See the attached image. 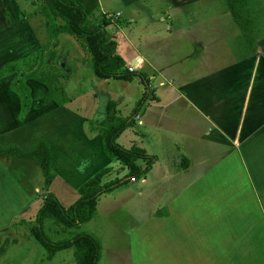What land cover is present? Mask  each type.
<instances>
[{"label":"crops","instance_id":"0c3cea01","mask_svg":"<svg viewBox=\"0 0 264 264\" xmlns=\"http://www.w3.org/2000/svg\"><path fill=\"white\" fill-rule=\"evenodd\" d=\"M195 1L165 0L164 5L170 6L160 14L142 0H121L126 13L124 23L116 24L115 21V27L107 26L115 28L112 36L116 39V50L121 57L124 55L122 58L128 61L127 64L135 60L141 62L134 70L136 76L127 82L142 85L141 94L147 89L142 108L132 118L131 126L118 137L130 131L134 132L137 141L126 137L129 147L136 145L144 150L142 147L147 148V139L149 143L154 141V145H160L165 152L170 150L166 163L156 171L158 177L154 183L157 181V187L154 190L156 195H171L168 200L163 196L167 200L166 208L159 211L158 216L149 222H137L131 230L130 260L133 264H260V257L264 258L258 255V249L264 247V212L259 203V195L264 193V18L253 14L249 17L257 24L252 34L256 39V52H251L239 26L232 17H227L224 20L229 18L227 23L237 25L238 30L232 35V38L235 35L238 38L234 58L214 67L205 65L203 60L197 67L186 70L153 64L149 57L160 55L156 43L161 36L152 35L148 25L155 24L156 29L158 25H164L167 32H173L171 27L174 25H179L181 30L189 25L197 34L199 30L194 23L203 24L208 17H193L189 3ZM76 2L83 5L89 17V11L96 7L95 0ZM248 8L246 6L244 10L246 16ZM135 9L147 15L137 20L136 24L140 22L138 29L131 26L136 22L132 18ZM20 12V0H0V68L7 62L31 57L42 44L26 15L22 12V19ZM123 12L116 11L120 14L118 17L124 16ZM36 19L32 17L33 22ZM117 34L126 42L122 53ZM182 34L187 36L176 33L184 37ZM210 37H184L191 44L189 58L194 55V59H200L207 44L211 45L201 42L209 41ZM59 45L56 46L55 61L66 75L65 81L68 85L73 82L76 89L89 86L95 94L94 103L89 113H85L79 106H59L50 101L39 110L30 109L20 121L19 98L10 89V83L17 75L0 78V146L15 144L29 151L40 141H46L56 173L48 190H44L43 179L42 183L34 182L33 167L19 170L14 160L21 158L6 159V155L0 153V215H8L3 221L6 225L1 228L14 224L16 215H34L47 192L53 193L59 201L71 197L67 204L73 203L79 196L78 188L112 162L104 154L102 138L90 128L88 119L97 126L110 114L128 117L138 100L127 111L122 110L118 96L110 99L103 92L111 80H123L96 78L87 84L83 81L85 77L82 80L75 78L73 72L77 70L83 75L82 62L76 57L71 64L66 56L62 62ZM74 65L78 67H72ZM26 84L31 91L32 105L41 103L46 94L45 86L33 79L27 80ZM68 85L62 84L71 99L70 104L80 102L76 101L80 96L70 90L74 87L69 85L70 91H67ZM108 101L114 103L110 114L106 111ZM145 125H148L147 131L143 129ZM147 155L154 158L150 170L139 179L127 181L131 184L140 182L134 192L136 197L143 195L150 183L148 173L156 163L160 164L158 157ZM138 163L145 165L141 160ZM6 185H9L7 190ZM106 194L98 197L96 211L100 200L107 198ZM8 195L12 196V203ZM121 206L119 203L113 209ZM151 220L155 226H147ZM146 227L154 229L155 240L141 238ZM53 256L47 254L48 259Z\"/></svg>","mask_w":264,"mask_h":264},{"label":"rangeland","instance_id":"374dc122","mask_svg":"<svg viewBox=\"0 0 264 264\" xmlns=\"http://www.w3.org/2000/svg\"><path fill=\"white\" fill-rule=\"evenodd\" d=\"M95 1L96 7H94L92 11H89L90 19L92 21H100L102 18L108 17L109 19H116L114 22L109 21V24L113 25V27H115V21L116 24L124 23L126 13L123 12L124 9L122 7L121 0ZM142 2H144L143 4H146L151 10H158L160 14L166 12L167 6H170L164 5L165 0H142ZM39 3V0H20L22 12L26 15L27 21L29 20L34 27L36 35L39 37L38 39L41 43L47 39V32L44 25V18L40 12ZM189 6L190 11L194 12L193 17H208V20H206L203 24H197L199 22L194 23L199 30L197 34L193 32V26L190 27L189 25L183 26L184 30H181L179 25H174L171 27L173 32H167L168 29L166 26L164 30V25H158L157 29L153 27L155 24L151 25L150 23V25H148L149 27L151 26L149 31H152V35L161 36V38L157 39L156 43V46L158 47L157 50H159L160 55L156 56V54H152L149 57L152 59L153 64L162 65L163 67H182L186 70L188 69L187 67H197L198 63L202 62L203 60L205 65H211L214 67L231 58H234L232 55H237L236 53L238 48H236V45L238 43V38L236 35L232 38V35L234 32L236 34L238 30L235 28L237 25L231 24V22L227 23L229 18L224 20L227 17H231L226 8L225 1L205 0L198 3L195 1L193 4L189 3ZM247 7H249L246 10L248 17H252L251 15L253 14V16L257 18H264V0H247ZM116 11H119L120 13L123 12L124 16H114ZM133 14L134 16L132 18L135 19L136 22H134L131 26L135 27V29H138L140 22L138 21V24H136L137 20L141 16L146 17L147 15L143 12L140 13L139 9L133 10ZM181 16H183V14H181ZM32 17L37 19L33 22ZM57 21L61 22V20ZM177 26L179 27V30H177ZM113 27L106 28L108 34L111 37H113L112 35L115 29ZM158 28L164 32H160ZM181 32L187 35L184 36L182 34V36L188 38L194 35L207 37L211 35V40L209 39V41L201 42H205V44L209 42L211 44V51H209L210 46L207 44L206 52H204L203 55H199L201 56L200 59H194V55L189 58L191 44H189L190 41H188V38L176 35V33L180 34ZM117 36L120 42V52L122 53L125 47L123 45H125L126 42L123 40V37L120 38L119 34H117ZM55 41L57 43L56 46L60 44L58 49L62 54V62L66 59L65 56L68 57L66 60H69V63L71 62V64H73V59L76 57L81 60V73L83 75H81L80 71L77 70L76 72H73L74 77L80 80L83 79L82 77H85L83 81L87 84H91L92 81L96 79V77L93 74L89 53L85 48L83 39L68 34H59ZM155 51L156 49L153 51V53ZM123 56L124 55H122V57ZM125 62L127 63L128 61L126 60ZM55 65L58 68L56 61ZM131 66L138 68L141 66V62L135 60L133 63L131 62ZM44 67H47L46 64ZM72 67L78 66L74 65ZM65 80L66 78L61 81L62 84L68 85V82ZM72 83L73 82H70L69 85L74 87ZM69 85L66 86L67 91L70 89ZM106 85L107 89L104 90L105 92H103V95L108 94L110 99H112L113 96H118L122 103L120 106V109L122 110L127 111L128 108L134 104L133 102L139 99L141 95L140 89L142 85L140 86V84L130 83L127 81L111 80ZM70 90H75V94L80 96V98L76 97V101L81 100L77 103H69L70 107L79 106L80 109H83V112L89 113V110L92 108L94 103L95 94L93 90L89 86L87 88L84 87L78 89L74 87V89ZM81 102L83 103L80 104ZM78 103L80 105H78ZM147 126L148 125L143 126L145 131H147ZM139 128L140 127H138V129ZM150 131L151 130L149 129L148 133ZM126 137H131L133 140L137 141L134 136V132H124L123 135L117 138V143L124 148H127L129 147L128 145H130L128 144V140H126ZM145 142L147 143H145L147 148L141 147L146 151V154L158 157L160 159V164L156 163L152 170L148 173L147 181L150 183L143 195L141 197H136V193L134 194V192L137 191L139 187V181L134 184L123 182L111 192H108L107 194L105 193L107 198H102L100 200L98 210L90 221L82 223L75 229H70L67 232H63L57 225L53 223V221L47 219L44 223V231L51 240L58 241L64 238H69L70 235L75 232H87L100 242L102 253L98 264H133V262L130 260L129 248L130 232H132L131 230L135 228L134 226H136L137 222L140 221L142 224L145 220L149 222V219H153V217L158 216L157 214L159 211L166 208L168 196L171 195L170 193L168 195H163L164 193H162V195H156V190H154V188L157 187V181L156 184L154 183V180H156L158 177V173L156 171L160 169V167L162 169L163 165L166 163V160L170 156L168 154V151L170 150L169 148L166 150V152L163 151V149L161 150L160 145H154V141L149 143L146 139ZM5 158L7 159L8 156ZM14 162L18 165L19 170L22 168L26 169L30 166L33 167L34 170L32 176L34 178V182L37 181V183H39L42 181L43 176L37 164L30 160L23 159H15ZM106 167H110L111 171L102 178L103 182H108L114 179H122L125 175H127V169L118 161L112 160V162H110V164ZM8 186L9 185H6L4 187L5 190H7ZM41 193H43V191H41ZM163 196H166L167 200L163 198ZM8 198H10V203H12V196L8 195ZM70 198L71 197L64 199L62 198L60 199V203L64 206L68 205L67 202ZM119 203L122 204L121 208L114 210V206L118 205ZM259 203L264 212V193H260ZM30 212L32 213V211ZM36 213H34V215H30L29 217H27L25 213L20 216L16 215L15 218H17V221L16 219L13 220L14 224H10L8 227L4 228L1 227L6 225L3 223V221L5 218H8V215H5V217L0 215V264H76L73 255V248L58 251L51 259L47 258L45 249L36 241V239L32 237L29 232V227L35 222ZM149 225L155 226V222L151 220L147 226ZM141 235L143 236L141 238H145L147 240L156 239L154 229H151L150 227H146L145 231L142 230ZM136 239L138 238L136 237ZM260 248L261 249H258V255L264 257V247ZM260 264H264V258L262 259L260 257Z\"/></svg>","mask_w":264,"mask_h":264},{"label":"trees","instance_id":"16d2710c","mask_svg":"<svg viewBox=\"0 0 264 264\" xmlns=\"http://www.w3.org/2000/svg\"><path fill=\"white\" fill-rule=\"evenodd\" d=\"M226 8L233 21L239 26L247 46L251 52L258 49L253 37L256 22L245 15L247 0H224ZM40 12L44 18L47 39L42 42L39 50L28 58L7 62L0 68V78L16 74L10 83V89L20 102L19 120L22 121L30 109L39 110L48 102L53 101L59 106L71 102L62 86L66 76L56 67V37L68 34L81 38L89 53L91 67L96 78L102 80L114 79L131 81L135 71H129L127 63L116 50V41L106 28L109 20L102 18L92 21L84 12L83 5L75 0H39ZM20 17L24 15L20 12ZM57 20H61L58 22ZM46 64L47 67H44ZM33 79L46 88V94L41 103L33 106L31 91L26 84ZM146 89V88H145ZM144 89L136 105L128 117L111 115L114 103L109 101L106 110L110 114L99 125L94 126L88 119L91 129L96 130L102 138L103 152L110 159L118 161L127 169V175L122 179L103 182L102 178L111 171L110 167L101 168L78 188V198L68 206L60 203L51 192L45 194L44 200L35 215V222L29 227L31 235L45 249L48 257L56 252L73 248L76 264H98L101 258L100 242L87 232H75L69 238L53 241L44 231L47 219L53 221L61 231L67 232L80 224L90 221L96 213L97 199L100 195L111 192L123 182L141 178L150 170L154 158L146 154L140 147L133 145L124 148L117 143L118 136L129 126L132 118L140 111L146 101L147 92ZM0 153L11 158L32 160L40 168L43 176V188L48 190L56 173L52 169V154L46 141H40L35 149L24 151L15 144L0 146ZM143 161L141 166L138 161Z\"/></svg>","mask_w":264,"mask_h":264},{"label":"built area","instance_id":"2783aa9c","mask_svg":"<svg viewBox=\"0 0 264 264\" xmlns=\"http://www.w3.org/2000/svg\"><path fill=\"white\" fill-rule=\"evenodd\" d=\"M119 15H120L119 13H116V14H115L116 17H118ZM127 68H128L129 71H134L137 67H133V66H131V64H130V65L127 66Z\"/></svg>","mask_w":264,"mask_h":264}]
</instances>
